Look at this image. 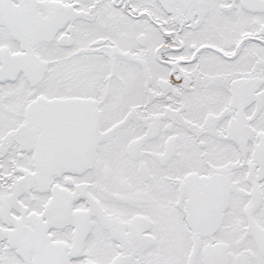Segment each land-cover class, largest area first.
<instances>
[{"label": "snow or ice", "instance_id": "snow-or-ice-1", "mask_svg": "<svg viewBox=\"0 0 264 264\" xmlns=\"http://www.w3.org/2000/svg\"><path fill=\"white\" fill-rule=\"evenodd\" d=\"M0 264H264V0H0Z\"/></svg>", "mask_w": 264, "mask_h": 264}]
</instances>
